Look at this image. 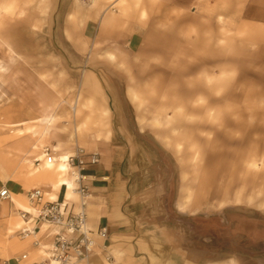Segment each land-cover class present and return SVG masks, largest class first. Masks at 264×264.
Wrapping results in <instances>:
<instances>
[{"label":"crops","instance_id":"crops-1","mask_svg":"<svg viewBox=\"0 0 264 264\" xmlns=\"http://www.w3.org/2000/svg\"><path fill=\"white\" fill-rule=\"evenodd\" d=\"M175 10L199 21L205 20L207 10L245 23L264 20V0H0V37L54 38L50 48L28 43L26 48H17L8 41L13 55H20L10 68L34 71L23 73L24 89L11 93L12 102L4 110L7 118L23 120H11L8 126H22L18 134L0 139V188L5 186L11 195V200L0 201V259L9 264H17L13 258L22 254L26 258L18 264L44 259V250L18 237L22 225L18 210L32 211L26 195L33 188H40L47 200L68 199L77 208L62 159L80 146L98 152L100 158L86 169L91 192L86 204L88 226L93 231L106 227L108 232L105 240L97 238L87 264L237 263L239 257L233 254L213 258L215 254L203 241L168 220V195L162 183L147 174L150 151L136 139L128 121L129 98L122 86L125 70L132 66L126 57L142 54L145 38L156 35L158 23L168 22ZM58 38L65 39L67 50ZM46 55L68 62L66 67L79 76L71 83L75 92L64 100L65 105L61 102L65 96L56 92L54 73L38 70L42 67L38 62ZM63 117L68 124H61ZM34 119L43 124L23 125ZM46 149L54 152L56 162L45 161ZM207 181L210 178L205 174L203 190ZM48 231L54 228L43 225L42 238ZM102 243L106 250L101 249Z\"/></svg>","mask_w":264,"mask_h":264},{"label":"rangeland","instance_id":"rangeland-1","mask_svg":"<svg viewBox=\"0 0 264 264\" xmlns=\"http://www.w3.org/2000/svg\"><path fill=\"white\" fill-rule=\"evenodd\" d=\"M190 16L175 10L158 23L156 35L145 38L142 54L126 57L132 66L122 86L128 121L150 151L147 174L168 195V220L203 241L213 258L233 254L236 264H264V20H229L211 10L203 21ZM53 40L0 37V139L22 127L8 126L23 118L9 119L4 110L11 93L24 89L23 73L34 71L10 68L20 55H13L8 41L17 48H50ZM55 40L67 50L64 38ZM40 60L38 70L54 73L65 105L79 76L62 59ZM37 119L23 125H42ZM61 122L68 124L64 117ZM205 174L210 181L203 190Z\"/></svg>","mask_w":264,"mask_h":264},{"label":"built area","instance_id":"built-area-1","mask_svg":"<svg viewBox=\"0 0 264 264\" xmlns=\"http://www.w3.org/2000/svg\"><path fill=\"white\" fill-rule=\"evenodd\" d=\"M74 109V108H73ZM47 163L56 162V157L52 150L46 149L44 152ZM98 152H88L80 146H75L73 151L62 159L65 164L72 190L77 196V208L68 203V199L47 200L40 188H33L27 191V200L32 205V211L28 209L18 210L22 220V225L17 231L21 239H30L32 246L44 250L45 257L39 262L31 264H78L88 260L97 246V238L105 240L108 236L107 228L101 227L93 231L88 226L86 204L91 196L88 184L86 169L99 163ZM65 189L68 185L65 184ZM11 200V195L5 186L0 188V201ZM50 226L54 231L45 233L44 242L42 238V226ZM105 243L101 244V249L106 250ZM26 258V254L13 258L15 263H20ZM107 261H111L109 255L105 256ZM0 264H9L8 260L0 259Z\"/></svg>","mask_w":264,"mask_h":264},{"label":"bare ground","instance_id":"bare-ground-1","mask_svg":"<svg viewBox=\"0 0 264 264\" xmlns=\"http://www.w3.org/2000/svg\"><path fill=\"white\" fill-rule=\"evenodd\" d=\"M68 188H69V186H68ZM71 192H72V194H74V191L72 190V182H71Z\"/></svg>","mask_w":264,"mask_h":264}]
</instances>
